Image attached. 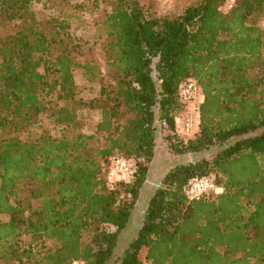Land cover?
Segmentation results:
<instances>
[{"label":"trees","instance_id":"trees-1","mask_svg":"<svg viewBox=\"0 0 264 264\" xmlns=\"http://www.w3.org/2000/svg\"><path fill=\"white\" fill-rule=\"evenodd\" d=\"M227 2L165 14L158 0H0V264H111L158 124L172 154L196 159L166 174L119 264H264V0L224 12ZM35 3L52 14L40 19ZM96 12L92 45L71 22ZM79 70L99 81L98 97L79 96ZM189 80L205 100L186 140ZM83 111L99 113L95 133L70 137ZM45 119L60 139L34 137ZM112 157L135 161L129 182L108 180ZM197 177L223 193L190 201Z\"/></svg>","mask_w":264,"mask_h":264},{"label":"rangeland","instance_id":"rangeland-1","mask_svg":"<svg viewBox=\"0 0 264 264\" xmlns=\"http://www.w3.org/2000/svg\"><path fill=\"white\" fill-rule=\"evenodd\" d=\"M77 1L81 0H73V3H76ZM159 1V10L162 13L165 14H171L173 12L181 11L184 7L188 6L189 4H192L194 0H158ZM34 10L37 14V16L40 19L47 18L52 14V12L47 11L44 8L43 3H35L34 4ZM223 11L227 12L229 11V8L226 5L223 7ZM100 13L96 12L94 13H80L77 15V18L73 20L72 23V30L73 32L83 37L85 40L89 41L92 45L95 43L96 35L98 34L95 21L99 18ZM100 48L95 47L94 55L96 58L100 59ZM154 79L156 80L158 86L159 81L157 80V75L154 73ZM75 80L79 87V96L85 100L93 99L98 97L100 92V83L99 81H88L82 74V71H77L75 74ZM81 121H82V127L80 129L70 130L68 135L70 137L78 134L83 133L87 135H91L95 133L96 125L99 121V113L96 111H83L81 112ZM158 132H157V139L159 140V148L162 149L165 134L162 131V128L160 127V124H158ZM49 134L53 137H56L60 139L63 136V131L60 128L55 127L51 122L48 120H44L40 127H37L36 132L34 133V137H37L39 135H45ZM162 151V150H161ZM162 161L160 163H157L152 167L151 170V176L149 178V181L144 186L140 199L136 205V209L133 212L132 220L130 225L128 226V229L125 230L119 240V247L116 251L115 259L111 264H119L120 259L123 257L125 251L127 250L128 246L135 240L140 224L143 220L148 202L150 197L154 194L153 192L155 189L153 187L156 186L158 181L160 180L161 176L167 171V169L170 166H174L175 164L183 163L184 161L191 160L189 159H183V158H175L169 159L166 158L164 153L162 152ZM152 177V178H151ZM151 179V182H150ZM150 182V186L147 184ZM40 204L39 200L33 201L32 205L33 207H37ZM8 217L4 215H0V222H7ZM54 243L50 242L47 243L46 248H50L53 246ZM150 264V263H145Z\"/></svg>","mask_w":264,"mask_h":264},{"label":"built area","instance_id":"built-area-1","mask_svg":"<svg viewBox=\"0 0 264 264\" xmlns=\"http://www.w3.org/2000/svg\"><path fill=\"white\" fill-rule=\"evenodd\" d=\"M234 3L235 0H228L229 10L233 8ZM180 96L185 109L178 120V129L180 136L188 140L198 132L200 123L199 107L204 102L205 96L194 80H189L183 84ZM135 171L136 163L134 160L112 157L108 168V180L110 182H129ZM221 193H223V189L209 177L193 179L186 191L188 199L192 202L199 201L210 194L219 195Z\"/></svg>","mask_w":264,"mask_h":264},{"label":"crops","instance_id":"crops-1","mask_svg":"<svg viewBox=\"0 0 264 264\" xmlns=\"http://www.w3.org/2000/svg\"><path fill=\"white\" fill-rule=\"evenodd\" d=\"M162 150V151H161ZM160 150V148H159V140L157 139L156 140V150H155V156H154V160H153V162H152V164H151V169H150V173H149V177H148V181H149V178H150V176H151V170H152V167L154 166V165H156L157 163H160V161H162V152L164 153V155H165V157L166 158H171V159H174L175 160V158H183V159H189V158H191V160H188V161H184L183 163H179V164H184V163H188V162H191V161H194L196 158L195 157H191V156H176V155H174V154H172L171 152H170V150L168 149V146H167V143H166V141L164 140V143H163V146H162V149ZM170 159V160H171ZM177 164H175L174 166L172 165V166H170L168 169H167V171H165V173L161 176V178H160V180L158 181V183L156 184V186L155 187H153V189H155V191L157 190V189H159L160 187H161V184H162V180L164 179V177L166 176V174L173 168V167H175ZM152 178V177H151ZM150 182H151V179H150ZM150 182L147 184L148 186H150ZM154 191V192H155ZM153 192V193H154Z\"/></svg>","mask_w":264,"mask_h":264}]
</instances>
